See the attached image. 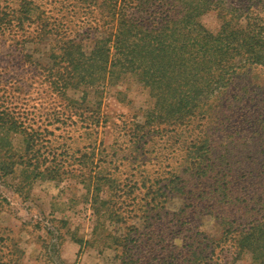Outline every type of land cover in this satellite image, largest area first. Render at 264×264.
Segmentation results:
<instances>
[{
    "label": "rangeland",
    "instance_id": "374dc122",
    "mask_svg": "<svg viewBox=\"0 0 264 264\" xmlns=\"http://www.w3.org/2000/svg\"><path fill=\"white\" fill-rule=\"evenodd\" d=\"M94 1L0 0V165L9 140L42 160L35 177L25 161L0 170V248L15 244L19 264H186V247L219 237L222 222L243 228L264 198V67L238 72L204 117L168 125L134 74L80 57L107 16ZM198 20L221 23L216 8ZM70 38L75 67L61 57ZM219 248V264H250Z\"/></svg>",
    "mask_w": 264,
    "mask_h": 264
},
{
    "label": "trees",
    "instance_id": "16d2710c",
    "mask_svg": "<svg viewBox=\"0 0 264 264\" xmlns=\"http://www.w3.org/2000/svg\"><path fill=\"white\" fill-rule=\"evenodd\" d=\"M24 1L23 6L31 4L30 0ZM94 2L106 6L107 16L102 23L88 26L93 31V44L87 53L79 50L80 57L94 66L96 59L101 58L104 70L110 74L115 66L119 72L134 74L154 98L153 107L147 111L163 117L161 121L167 120L168 125L188 126L195 116L204 117L212 108L207 100L223 93L238 72L251 66L264 67V0L228 3L184 0L179 4L171 0ZM211 8L218 9L221 18L216 32L208 31L198 20ZM48 23L41 22L45 29L39 28L38 32H48ZM75 42V38L66 39L60 46L66 65L74 66L69 50ZM8 121L9 130L21 131V122L13 115ZM26 136L29 135L24 134L28 143L31 138ZM8 143L9 160H4L0 170L11 172L15 164L25 161L32 167V177L42 173L39 170L42 160L32 151L27 152L29 144L24 153L19 154L10 140ZM25 153L29 155L26 158ZM189 165L186 169H191L190 174L199 175L202 169L199 161ZM222 199L229 200L227 196ZM252 210L254 216L243 228L232 229L222 222L219 237H205L203 242L186 247V264H219L217 256L215 260L212 257L217 247H220L219 252L230 249L232 260L247 253L250 264H264V198L254 201ZM21 256L22 251L15 244L5 253L0 248V264H19Z\"/></svg>",
    "mask_w": 264,
    "mask_h": 264
}]
</instances>
